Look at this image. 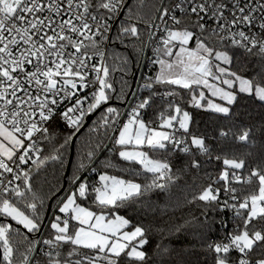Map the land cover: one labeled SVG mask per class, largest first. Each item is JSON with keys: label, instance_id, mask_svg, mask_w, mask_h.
<instances>
[{"label": "snow or ice", "instance_id": "1", "mask_svg": "<svg viewBox=\"0 0 264 264\" xmlns=\"http://www.w3.org/2000/svg\"><path fill=\"white\" fill-rule=\"evenodd\" d=\"M0 264H264V0H0Z\"/></svg>", "mask_w": 264, "mask_h": 264}, {"label": "trees", "instance_id": "2", "mask_svg": "<svg viewBox=\"0 0 264 264\" xmlns=\"http://www.w3.org/2000/svg\"><path fill=\"white\" fill-rule=\"evenodd\" d=\"M129 3H135V0H129ZM118 47V50L121 52V54H130V51L128 53H125L124 49L121 47V46H117ZM143 64V61H141V64L139 67H137L136 63H135V58L132 57V65H131V71L128 73V75L125 77V79L128 80V83L130 85V88L127 89V92H128V97H127V100H126V103H128L131 99V96L134 92V88L137 84V79H135V76L137 74V71L138 69L142 66ZM147 68V67H146ZM114 76V79L116 81H119L121 79V73L117 72V73H114L113 74ZM115 87L117 88V90H119L120 88V84L117 83L115 85ZM151 112V110H149V113ZM145 120L149 119V116H145L144 117ZM200 117H197V120H199ZM91 121V117L89 118V122ZM89 143V137L87 135V127H85V129L83 130V133H82V137H81V145L82 147H84V149L86 150L87 149V145ZM106 147V145H105ZM110 147V145L108 146ZM246 151H249L248 149H246L244 146L242 145H235L232 147L231 149V153H235L236 155H243ZM72 154H73V159L76 158V149L75 147L73 148L72 150ZM104 155L106 156L107 155V152L105 151ZM104 157L102 156L101 159H103ZM215 167V165L213 166V168ZM71 169V167H70ZM210 170H213V169H210ZM53 172H52V169H49V172H48V178L49 179H52L53 178ZM89 175L91 176L92 179H95V176L92 175L91 173H89ZM241 187L245 188V189H248L250 186H247V185H241ZM215 238V237H213ZM17 240L21 239V237H17L16 238Z\"/></svg>", "mask_w": 264, "mask_h": 264}, {"label": "built area", "instance_id": "3", "mask_svg": "<svg viewBox=\"0 0 264 264\" xmlns=\"http://www.w3.org/2000/svg\"><path fill=\"white\" fill-rule=\"evenodd\" d=\"M148 54L150 55V52ZM147 72H148V69L146 68V61H143L142 66L137 71V78H136L137 79V84H136L137 86L139 83L143 82L141 77L143 74H145ZM137 91H139V89ZM131 103H134L133 99L131 100V102L129 104H131Z\"/></svg>", "mask_w": 264, "mask_h": 264}, {"label": "water", "instance_id": "4", "mask_svg": "<svg viewBox=\"0 0 264 264\" xmlns=\"http://www.w3.org/2000/svg\"><path fill=\"white\" fill-rule=\"evenodd\" d=\"M137 78V74H136V76H135V79ZM137 90H138V86L136 85L135 86V88H134V92H133V94H132V96H131V99H130V101L128 102V104L131 102V100H132V97L134 96V94H135V92H137ZM93 117H91V119H92ZM109 145H106V147H108ZM105 147V148H106ZM72 156H73V154H72ZM70 167H71V165H69V170H70Z\"/></svg>", "mask_w": 264, "mask_h": 264}]
</instances>
